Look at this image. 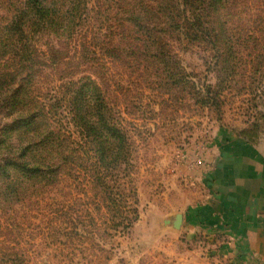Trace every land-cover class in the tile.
Masks as SVG:
<instances>
[{
  "label": "rangeland",
  "instance_id": "obj_1",
  "mask_svg": "<svg viewBox=\"0 0 264 264\" xmlns=\"http://www.w3.org/2000/svg\"><path fill=\"white\" fill-rule=\"evenodd\" d=\"M200 1L206 20L189 11L194 34L186 38L154 22L165 44L126 50L119 60L108 51L134 47L136 37L122 29L124 0H88L61 62L49 49L57 36H36L39 56L20 69L17 82L32 80L33 94L63 123L74 82L92 77L101 87L132 145L129 166L116 159L120 165L109 169L120 177L114 196L126 210L137 209L138 219L126 228L120 216L112 218L87 170L101 167L96 141L80 126L62 124L78 150L75 169L43 199L0 209V264H237L222 256L224 235L195 228L216 195L209 182L217 159H264V0H228L226 8ZM2 53L0 74L8 83L16 57ZM5 95L0 90V141L9 146L3 134L17 114L3 105ZM11 141L16 148H4L0 159L29 140L20 143L14 132ZM63 212L71 216L59 217Z\"/></svg>",
  "mask_w": 264,
  "mask_h": 264
},
{
  "label": "trees",
  "instance_id": "obj_2",
  "mask_svg": "<svg viewBox=\"0 0 264 264\" xmlns=\"http://www.w3.org/2000/svg\"><path fill=\"white\" fill-rule=\"evenodd\" d=\"M124 1L129 8L127 11L121 9L127 13V17L123 14L122 29L133 32L136 37L133 38L134 47L121 49V46H114L108 51L116 60L124 57L126 50H139L143 46L149 52L163 46L165 42L155 24L157 22L169 31L188 38L189 32L195 33L189 11L194 9L198 12L196 17L206 20V16L201 14L206 12L205 5L200 0ZM153 4L157 7L154 8ZM219 4L226 8L228 0H210L209 7L217 8ZM87 9L88 0H0V52L16 57V74L6 73L11 75V80L7 83L4 81L5 74H0V90L6 94L1 100L3 105L11 104L13 112L17 114L11 124L13 128L5 129L3 134L5 138L7 136L9 146L5 143L2 145L0 141V155L4 148H16L11 141L14 132L20 143L29 140L25 147L17 148L12 157L0 159V209L27 204L32 198L43 199L46 192L61 185L66 170L74 171L78 150L73 137L63 134L62 129L64 124L75 125L82 128L88 139L96 141L101 167L93 164L87 168L88 173L94 176V183L103 190L104 204L112 213V218L120 216L121 226L128 228L137 221L138 210L129 208L128 211L125 206H120L114 196L118 194L115 188H119L120 177L109 169L120 165L116 159H123L122 164L129 166L127 157H130L132 145L110 114L101 87L92 77L77 84L74 82L70 95L63 100L68 112L67 122L63 123L52 104L47 105L33 94L32 80L23 79L20 83L16 80L20 69L31 63L33 57L37 59L39 56L35 46L36 36H57V41L49 44V49L56 56L53 62L63 61L61 55L64 53L61 51L69 47L68 39H73L77 34L80 22L88 15ZM152 20L155 21L152 23ZM152 24L153 28L149 30ZM124 40L125 36L121 33L118 42L122 44ZM160 59L164 60L163 57ZM28 77L33 78L31 75ZM121 198L124 200L125 195ZM62 214L71 216L69 212H63L59 217Z\"/></svg>",
  "mask_w": 264,
  "mask_h": 264
},
{
  "label": "crops",
  "instance_id": "obj_3",
  "mask_svg": "<svg viewBox=\"0 0 264 264\" xmlns=\"http://www.w3.org/2000/svg\"><path fill=\"white\" fill-rule=\"evenodd\" d=\"M217 165L209 182L216 195L195 231L224 235L222 256L237 264H264V159H217Z\"/></svg>",
  "mask_w": 264,
  "mask_h": 264
}]
</instances>
